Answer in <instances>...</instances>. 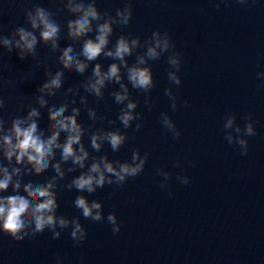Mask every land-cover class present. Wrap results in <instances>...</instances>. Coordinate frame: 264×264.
<instances>
[{"label":"water","instance_id":"obj_1","mask_svg":"<svg viewBox=\"0 0 264 264\" xmlns=\"http://www.w3.org/2000/svg\"><path fill=\"white\" fill-rule=\"evenodd\" d=\"M81 2L87 5L93 0H72ZM68 4L69 0H0V169L6 168L12 176L0 196L27 195L24 187L29 183H52L50 191L59 204L56 216L68 222L62 228L57 219L53 230L37 234L32 225L20 241L0 233V264H264V87L260 86L264 84V0H95L102 19L91 21L93 30L79 38L69 36L68 22L82 13L71 12ZM126 4L131 6L130 23L112 24L101 55L86 60L81 55L84 42L95 39L97 24L119 20L116 11H123ZM36 7L51 13L50 19L60 28L58 38L46 42L40 37L42 27H31L26 12L35 15ZM20 27L37 38L31 52L17 47ZM157 30L167 32L175 48L158 61L145 57L155 86L147 92L134 89L127 79L128 68L144 55L146 41ZM120 36L129 42L139 38L141 45L132 56H125L127 67L104 55L115 51ZM69 46L72 55L86 64L83 73L75 71V60L71 68L63 66L61 57ZM175 54H179V70L167 63ZM97 64L102 75L116 64L121 76L119 83L105 80L100 96L90 90L97 79L93 75ZM169 72L180 79L179 85L169 80ZM57 73H62L60 87L44 88ZM121 84L128 97L118 104L114 94H123ZM129 102L136 104L132 115L138 118L125 129L119 116ZM61 107L66 108L63 116L74 115L82 128L80 144L88 153L83 168L72 158L64 161L62 147L53 148L48 168L39 174L26 157L20 163L15 156L5 157L3 137L14 119L25 121L22 127L34 120L37 134L46 140L55 123L49 119L50 111ZM32 109L39 115L29 120ZM246 114L251 116L254 136L244 134ZM165 116L180 131L178 138L164 127ZM233 116V125L226 127ZM111 131L127 136L118 151L99 139L100 150L92 148L93 135ZM67 135L60 132L61 146ZM240 139L248 141L247 155L241 154ZM73 148L79 155V145ZM133 151L140 158L147 153L148 160L143 172L123 186L106 184L92 194L69 189L92 163L106 158L118 170L120 164L132 162ZM57 164L63 177L55 170ZM185 178L190 183L184 184ZM17 182L20 188L13 191ZM77 195L84 196L89 206L93 201L101 205L99 222L85 219L75 208ZM109 214L115 216V224L109 223ZM75 223L85 236L77 233L73 240ZM117 226L120 231L114 233ZM54 233H59L58 239L52 238Z\"/></svg>","mask_w":264,"mask_h":264},{"label":"clouds","instance_id":"obj_2","mask_svg":"<svg viewBox=\"0 0 264 264\" xmlns=\"http://www.w3.org/2000/svg\"><path fill=\"white\" fill-rule=\"evenodd\" d=\"M238 2L243 3L244 0H238ZM68 8L71 12H80L82 15L75 20H69L68 29L69 36L79 38L81 36L87 35L91 32L92 24L91 21H99L102 19V15L97 11V6L95 0L92 3L85 5L84 3L73 4L72 0H69ZM131 6L126 4L123 11L117 10V19H110L103 23H99L96 26V36L95 39H88L84 42L81 55L88 61L96 60L97 57L101 55L104 48L107 46L109 40L108 37L112 34L113 28L112 24L120 23L127 26L131 20ZM51 13L46 11L43 7L35 8V15L26 12V17L31 24L33 29L42 27L40 32V37L44 41H50L58 38V32L60 31L59 25L50 19ZM16 34L19 35V41L17 42V47H21L23 50L29 52L34 50L37 43L36 36L27 31L25 28H17ZM5 45L9 44L8 40L4 41ZM147 47L143 56H138L136 64L128 68L127 79L134 89H141L145 92L151 90L155 85L153 81V73L150 66L146 65V59L151 61H158L165 53H168L170 49H174L175 45L171 42L167 32L161 33L160 31H153L151 36L146 41ZM141 47L139 38H132L129 42L124 36H120L116 40L115 51H108L104 55L108 57H114L120 60L125 67H127V62L124 60L125 56H132L133 49ZM72 47H67L63 51V56L61 57L63 66L65 68H71L73 61L75 60L76 67L75 71L83 73L86 64L76 59L72 55ZM178 55L175 54L168 57L167 63L175 66L179 70V60ZM143 65V67H141ZM62 73H57L56 77L51 80L49 84H45L44 88L55 87L59 88L61 84ZM93 75L97 77L95 83L90 85V90L93 91L97 96L101 95V87L104 85L105 80L114 79L117 83L121 81V76L119 74V68L116 64L109 66V69L103 75L100 71V65L97 64L93 70ZM168 78L175 84H180V79L176 77L173 73H168ZM264 87V84L260 85ZM121 87L124 89L123 94L115 93L116 102L123 103L128 97V89L123 84ZM174 99V98H173ZM41 104L45 101L41 100ZM184 106L187 107V101L184 102ZM136 107L135 103L129 102L127 104V110L123 111L119 116V120L127 129L131 126V121L137 119L132 115V110ZM66 108L61 107L57 110L50 111L49 119L55 121L52 125V134L49 138L42 139V133L37 134L38 125L33 120L28 124L27 127H22L25 121L21 119H14L12 121V127L8 134L3 137V143L5 146V157L11 160L13 156L16 157V162L20 163L26 157L27 161L33 165L34 171L39 174L43 172L49 166L48 157L53 155V148L62 147V159L67 161L69 158L73 159L74 164H78L81 168L84 167V161L88 157V153L84 150L82 144H80L82 128L75 119V116H63ZM172 110H176L175 103L172 104ZM76 111V110H74ZM39 113L32 109L29 113L28 119L31 120L32 117L38 116ZM58 117H63V119H58ZM235 117L233 116L228 120L226 127H231L233 125ZM244 119L246 120L244 126V134L246 136H254L256 132L253 128V122L251 116L246 114ZM164 127L172 133L173 138H178L181 133L177 130L175 123L168 118L164 117L162 121ZM141 125L136 126V131H139ZM64 131L68 133L66 142L61 146L58 143L60 132ZM236 131L239 133L240 128ZM13 138H15V143H13ZM106 141L113 152L118 151L122 145H124L127 136L119 131L107 132L103 135L97 136L93 135L91 138V146L95 150H100V144L97 142ZM229 143L232 142V137H228ZM242 151V155H247L248 151V141L240 139L238 141ZM73 145H79V155ZM148 160V154L146 153L143 158H140L137 151L132 152L131 163H123L119 165V168L113 167L112 163H109L106 158H101L99 163H92L87 173H83L78 177L74 178L69 186V189L75 188L80 193L92 194L97 191L98 188H103L107 185H117L123 186L129 178H135L140 173L143 172L146 162ZM101 164H103V170L101 169ZM176 166H179L178 162ZM55 170L61 177L63 173L60 171L59 165H55ZM4 172V178L0 179V191L7 190L9 184L12 180V176L8 174L6 168L0 169ZM14 173H18L19 169H14ZM95 173L96 175H92ZM105 173L108 174L106 178ZM167 177L168 174L166 173ZM111 177H114L113 180ZM184 184L190 183V180L185 178L182 181ZM53 187L52 183H48L46 186H33L31 183L26 184L24 187V192L27 195H8L0 196V233L12 238L13 240L20 241L24 239V236L28 235L24 232L25 229L34 225V234L42 233L47 228L53 230L55 228L57 219L59 225L63 228L67 226V221L63 217L57 218L56 210L59 208L57 202V196L54 192L50 191ZM162 188L163 185H160ZM20 188V183L17 182L13 185V191ZM171 195V192H169ZM74 206L82 211V215L85 219L90 218L92 221L99 222L102 219L100 208L101 205L96 201H93L89 206L88 201L82 195H77L74 200ZM95 210V214H93ZM108 221L111 224L116 223V218L112 214L108 215ZM114 233L120 231L119 226L112 229ZM23 233V235H21ZM77 233L80 234L81 238L85 236V231L81 228L79 223H75V228L71 232V238L76 239ZM53 239L59 238V233H54Z\"/></svg>","mask_w":264,"mask_h":264}]
</instances>
